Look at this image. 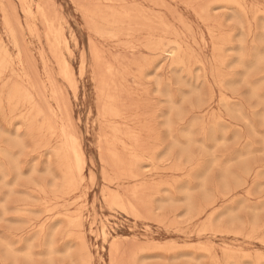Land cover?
Wrapping results in <instances>:
<instances>
[{
    "label": "rangeland",
    "instance_id": "374dc122",
    "mask_svg": "<svg viewBox=\"0 0 264 264\" xmlns=\"http://www.w3.org/2000/svg\"><path fill=\"white\" fill-rule=\"evenodd\" d=\"M24 1L23 3L21 0H0V10L3 9L0 11V39H2L0 41V95L3 94L0 96V109L3 108L0 110L2 114H0V164H2V167L0 166V177H2L0 178V264H110L111 261L112 264H230V262L231 264H255L257 261L256 264H264V242L262 243L264 241V143H262L264 137V117L262 118L264 116V15H262L264 13V0H236V2L235 0H231L232 2L221 0L223 3L226 1L224 4L220 0H184V2L183 0H161L160 2L157 0H149L150 2L148 0H120V2H118L119 0H91L93 2H90V0H87L88 2L86 0H44V3L43 0ZM227 1L230 5H227L229 4ZM111 2L113 5L110 4ZM124 2L126 3L124 4ZM42 3L46 4L42 6ZM150 3H153V6ZM46 5L47 7H45ZM136 5L139 6V9L136 8ZM2 6L4 7L2 8ZM35 6L39 10H35ZM125 7L130 11L125 10ZM26 8H29L31 12V19L25 15L24 10ZM43 8H46L45 11L49 13H46ZM86 8L92 14H89V11L85 10ZM132 10L133 13H135L134 11L138 12L137 14L140 13L139 16L135 14L136 16L133 17L131 15ZM86 11H88V14H86ZM98 11L101 13L99 14ZM94 12H97V15ZM158 13H160V16ZM205 13H207V16ZM82 14L88 20L87 23L81 16ZM39 15L42 16L41 20ZM116 15H119L117 19ZM43 16L45 17L43 18ZM107 16L110 18H107ZM6 17L11 21H7L9 19ZM51 17L53 19L57 17V19L51 21ZM133 18L136 19L130 21ZM89 19H92L96 25ZM100 19L101 21L104 19L103 22L107 25L99 21ZM123 20L124 22H122ZM180 20H183L184 23H181ZM161 21L162 25H160ZM113 22H116L115 25ZM119 22L120 25H118ZM18 24L20 25L18 26ZM86 24L91 26H86ZM122 24L123 28L121 27ZM26 25H29V30ZM32 25H35V27ZM55 25L56 30L53 27ZM127 26L131 27L128 28ZM90 27H93V29ZM125 27L129 31L124 30ZM9 28L10 30H8ZM131 28L135 31L138 28V33ZM120 29H123L126 33H122L123 31H120ZM34 30H38V32L35 33ZM90 30L91 32H89ZM208 30L210 34L207 33ZM104 31L108 34L111 33L112 36ZM250 32L251 34H249ZM113 33L118 34L114 35ZM228 33L232 34L229 35ZM105 34L112 38L110 39ZM119 34L120 38L118 37ZM121 36H125V38H121ZM130 36L131 38H129ZM45 37H47L46 41ZM54 37L55 39L60 37L61 40H54ZM23 40L26 44L23 43ZM48 40H52V43ZM20 42L23 47L19 45ZM91 42L93 43L91 44ZM240 44L242 45L240 46ZM24 45H26L30 54L26 51ZM53 45L54 47L57 45L56 50L53 49L54 47L52 48ZM156 47L157 49H155ZM215 47L217 51L219 50L218 52H215ZM1 48L4 50H1ZM96 51L97 54L103 55L104 53V56L100 54L97 56ZM92 52H95L94 56ZM175 53L180 54L176 55ZM187 55L192 57L189 58ZM56 56L57 61H59L58 64L57 61H54ZM175 57L177 62L176 59H173ZM80 58L85 59L84 72L81 71L82 61ZM95 58L97 59L96 64H94ZM2 59H5V61H2ZM180 59L184 63L180 62ZM61 60L63 63H61ZM97 61L101 63L100 67ZM173 62L177 65L175 66ZM108 63L113 67L115 66V69L110 67ZM217 63L221 65L219 66ZM182 64L184 65L182 66ZM63 65H65V69L61 67ZM242 67L245 70L247 69V72ZM252 68L254 71H252ZM68 70L72 72L71 77L73 76L74 81L71 78L65 81L63 74L64 71ZM104 70L107 72H103ZM14 71L16 72L15 76L12 75L15 74ZM100 71L105 75L103 76ZM111 72L116 73L118 77ZM215 72L216 75L218 73V76L215 75ZM96 73L100 76L98 77ZM107 73H110V75ZM101 75L104 81L100 79L101 82L98 79V82L96 79L100 78ZM112 78H114L113 82L117 84L112 83V85L117 87L109 85ZM52 79L55 80V83ZM91 79L93 82H91ZM105 81L108 83H105ZM100 82L107 84V88L110 86L109 91L111 93L113 90L114 93L118 94L119 85L125 91L120 90L118 95L112 93L115 95H113L114 98L111 93H109L110 96H107L106 93L109 88L104 91ZM199 82H202L203 85ZM259 83H262V86ZM55 85L56 91L52 87ZM217 85L221 86L218 87ZM42 86L45 88L42 89ZM74 86H77V89L73 88ZM50 87L53 89L50 90ZM69 87H72V89L70 90ZM101 88L103 90H100ZM219 89L220 91H218ZM57 90L60 91L59 94ZM54 92L57 95L55 94L52 97L51 94H54ZM218 92L220 95L222 94L221 98ZM103 93L106 94L105 97H102V95L104 96ZM73 95L75 96L73 97ZM259 95L263 99L259 98ZM116 96L120 101L116 100L115 104ZM108 97L110 98L108 99ZM54 99H57L59 104L57 100L55 104ZM99 99L100 101H98ZM29 100H31V103ZM28 102L32 105V109L29 107ZM103 102L111 105L106 107ZM112 102H114L113 105ZM234 102L236 105L233 104ZM100 103H103L101 104L102 108ZM57 105H59L58 108ZM115 105H118L119 108ZM175 105H178L177 108L179 109L175 108ZM22 106L24 108H21ZM65 106L68 109L66 114ZM59 107L61 110H59ZM120 108L125 111L120 110ZM9 109L10 111H8ZM34 109L35 111H33ZM104 109L110 111L106 110V112ZM100 110H103L102 113ZM44 113L48 114V117L51 114L49 121H53L52 123L56 121L54 129V125L48 122V117ZM236 113H239L238 115L243 118L238 117ZM29 114L33 120L28 116ZM168 114L170 118L166 117ZM110 115L113 116V119L110 118ZM211 115L214 118H211ZM116 116L121 118L116 119ZM2 117H4V120ZM51 117L56 120L51 119ZM128 118L131 120H128ZM5 120L6 122H4ZM68 121L69 125L67 124ZM33 122L35 126L32 125ZM44 122H46V125ZM215 123H217V126ZM65 124H67V127ZM210 124H214L215 128L211 127ZM28 125L29 127H27ZM116 126H119L118 129H114ZM124 126H126V132H130L127 136L124 134ZM121 127H123L124 133ZM62 128L64 132L61 134ZM69 128L72 129V132ZM114 130L118 135H113L112 131ZM102 131L105 133L102 134ZM115 131L114 133H116ZM211 131L213 133H210ZM105 134L108 136H104V139L103 135ZM131 134L133 137L129 139ZM184 134L186 136L182 137ZM202 134L204 135L202 136ZM64 137L66 141H64ZM69 140L70 142L73 140L74 144L76 141L78 160L82 156L79 154H83V159L77 161L73 153L65 152L64 145L66 144L65 148H67ZM114 141L116 147H114ZM38 142L42 144L40 145ZM131 142L133 143L131 144ZM246 142H249V145ZM99 143H102L101 149ZM104 143L109 148L106 149ZM120 145L122 148L128 147L126 150H120ZM80 146L81 148H79ZM202 147L205 149H202ZM57 148L62 150L60 151ZM55 149L56 151H54ZM79 149L81 152H79ZM63 150L65 154L68 153L66 154L67 157L64 156ZM11 151L12 153H10ZM56 152L60 155L58 156ZM250 152L251 154H249ZM134 154L138 157L136 159L139 160L136 161L133 157ZM244 154L247 155L244 156ZM55 156L57 157L55 158ZM61 156H64V158ZM59 157L64 162H61L62 160ZM239 157L240 159H238ZM67 161L68 163L72 161L73 163L71 162L70 165L73 167L76 165V168L67 164ZM134 161L142 163L136 164L133 163ZM247 161L248 165L245 166ZM80 163L83 167L85 166L82 177L74 170L77 169V165ZM226 164L229 166V170L225 168ZM8 165L10 166L8 167ZM63 165L67 167L64 168ZM221 166L223 169H221ZM3 168H7V170ZM245 170L248 172L247 175L242 173H245ZM5 173L7 174L5 175ZM62 174H66L67 178ZM104 174L106 178H103ZM235 174L237 176L236 180V176L233 177ZM70 175L71 177H69ZM81 178L83 179L81 180ZM68 179L71 181H68ZM238 179H241L242 183ZM189 189L190 191H188ZM71 191H74L73 194ZM106 191H110V193H106ZM135 195L138 196L135 198ZM127 196L134 198L131 199H133L135 206ZM113 198H118L120 201L114 202ZM74 202L78 203L75 204ZM109 203L110 205H108ZM66 204H68V207ZM228 208L230 209L228 210ZM232 209L235 210V213ZM129 210L131 211L129 212ZM49 213L50 215H48ZM79 214L82 215L80 218H78ZM141 217L144 219L140 220ZM148 219L153 222H149ZM102 223L107 230L106 238L101 235ZM73 226L82 227V229L78 228L76 230L77 227L74 228ZM72 227L75 230H72ZM210 231L213 232L210 233ZM239 232L240 234H238ZM75 233L78 237L81 233L83 235L81 238L84 239L81 240L80 237L74 239ZM232 233L235 235H232ZM247 235L251 237L247 238ZM78 239L81 241L79 242ZM115 240L118 241L116 245L114 244L116 243ZM152 242L155 244L153 245ZM147 244L151 245L147 246ZM164 244H169L171 248L167 245L166 248ZM114 245H118L117 249L114 248ZM157 245L160 250L158 247L154 248ZM190 245L195 248L193 246L192 248L189 247ZM120 246L121 248L118 249ZM184 246L188 247L184 248ZM84 247L88 248L90 252ZM163 247L165 250H170V252L164 251ZM225 247L230 250H226ZM51 248H54L55 252H53V249L51 251ZM45 250L47 253H45ZM112 250L115 251V254ZM109 252L111 253L109 254ZM204 253L206 255L208 253V257ZM246 253L248 256H246ZM111 254L117 256H114V258ZM190 254H193L194 257ZM233 254L236 256H233ZM255 256L259 258H255ZM110 258H112L111 261Z\"/></svg>",
    "mask_w": 264,
    "mask_h": 264
},
{
    "label": "bare ground",
    "instance_id": "6f19581e",
    "mask_svg": "<svg viewBox=\"0 0 264 264\" xmlns=\"http://www.w3.org/2000/svg\"><path fill=\"white\" fill-rule=\"evenodd\" d=\"M6 1H7V0H6ZM17 1H18V0H17ZM19 1H20V0H19ZM21 1H22L23 3L25 2L24 0H21ZM26 1H27V0H26ZM82 1H83V0H82ZM82 1H81V2H82ZM86 1H87V0H86ZM88 1H89V0H88ZM88 1H87V2H88ZM107 1H108V0H107ZM116 1H117V0H116ZM148 1H149V0H148ZM157 1L160 2L161 0H157ZM217 1H218V0H217ZM217 1H216V2H217ZM220 1H221V0H220ZM220 1H219V2H220ZM233 1H234V0H233ZM237 1H238V0H237ZM240 1H241V0H240ZM22 2H21V3H22ZM90 2H93V1L90 0ZM114 2H115V1H114ZM118 2H120V0H119ZM121 2H122V1H121ZM149 2H150V1H149ZM151 2H152V1H151ZM163 2H164V1H163ZM163 2H162V3H163ZM183 2H184V0H183ZM221 2H222V1H221ZM225 2H226V1H224V3H225ZM227 2H228V1H227ZM229 2H232V1L230 0ZM229 2H228V3H229ZM235 2H236V0H235ZM21 3H20V4H21ZM43 3H44V0H43ZM43 3H42V6L46 4V3H45V4H43ZM94 3H95V2H94ZM98 3H99V2H98ZM98 3H97V5H98ZM108 3H109V2H108ZM125 3H126V2H124V4H125ZM166 3H167V2H166ZM185 3H186V2H185ZM224 3L222 2V4H224ZM33 4H34V3H33ZM39 4H41V3H39ZM48 4H49V3H48ZM110 4H112V2H111ZM114 4H115V3H114ZM124 4H123V5H124ZM134 4H136V3H134ZM152 4H153V3H150V5H152ZM163 4H164V3H163ZM186 4H187V3H186ZM188 4H189V3H188ZM198 4H199V3H198ZM226 4H227V3H226ZM1 5H2V4H1ZM24 5H25V4H24ZM112 5H113V4H112ZM117 5L119 6V4H117ZM129 5H130V4H129ZM227 5H230V3L227 4ZM236 5H237V3H236ZM238 5H239V3H238ZM240 5H241V4H240ZM21 6H23V5L21 4ZM79 6H81V5H79ZM102 6H104V5H102ZM106 6H107V5H106ZM124 6H127V5H124ZM152 6H153V5H152ZM192 6H193V5H192ZM223 6H224V5H223ZM262 6H263V4H262ZM3 7H4V6H2V8H3ZM45 7H47V5H46ZM77 7H78V6H77ZM82 7L84 8V6H82ZM82 7H81V8H82ZM129 7H130V6H129ZM169 7H170V5H169ZM233 7H234V6H233ZM41 8H42V7H41ZM41 8H40V9H41ZM104 8H105V7H103V9H104ZM106 8H107V7H106ZM113 8H114V7H113ZM136 8L139 9V6L136 5ZM158 8H159V7H158ZM239 8H240V6H239ZM43 9H44V8H43ZM45 9H46V8H45ZM45 9H44V11H45ZM94 9H95V8H94ZM94 9H93V11L97 10V9H95V10H94ZM98 9H99V8H98ZM107 9H108V8H107ZM142 9H143V8H142ZM190 9H192V8H190ZM194 9H196V8L194 7ZM224 9H225V8H224ZM1 10H3V9H1ZM1 10H0V11H1ZM35 10H39V9H38V8L36 9V6H35ZM41 10H42V9H41ZM41 10H40V11H41ZM79 10H80V9H79ZM85 10H88V9L86 8ZM100 10H101V9H100ZM104 10H105V9H104ZM115 10H116V8H115ZM121 10H122V9H121ZM123 10H124V9H123ZM123 10H122V11H123ZM125 10L130 11V10L126 9V7H125ZM125 10H124V11H125ZM134 10H135V9H134ZM143 10H144V9H143ZM176 10H177V9H176ZM61 11H62V10H61ZM80 11H81V10H80ZM88 11H89V10H88ZM88 11H86V12H87L86 14H88ZM102 11H103V10H102ZM105 11H106V10H105ZM107 11H108V10H107ZM122 11H121V12H122ZM137 11H138V10H137ZM140 11H141V10H140ZM197 11H198V10H197ZM2 12H3V11H2ZM24 12H25V15H26L28 18H29V17H30V19L32 18V17H31L32 15H31V12H30L29 8H26V9L24 10ZM45 12H46V11H45ZM90 12H91V11H89V14H92V13H90ZM98 12H99V14L101 13L100 11H98ZM112 12H113V11H112ZM134 12H135V13H133V10H132V14H131V12H130V14H131L133 17H135V16H136L135 14L138 13V12L136 13V11H134ZM141 12H142V11H141ZM144 12H145V11H144ZM153 12H154V11H153ZM194 12H195V10H194ZM194 12H193V13H194ZM255 12H256V10H255ZM260 12H261V11H260ZM21 13H22V11H21ZM36 13H38V12H36ZM36 13H35V14H36ZM41 13H42V12H41ZM46 13H49V12H46ZM56 13H57V12H56ZM102 13H103V12H102ZM110 13H111V12H110ZM146 13H147V12H146ZM151 13H152V11H151ZM154 13H155V12H154ZM176 13H177V12H176ZM203 13H204V12H203ZM203 13H202V14H203ZM5 14H6V13H5ZM94 14L97 15V12H94ZM99 14H98V15H99ZM103 14H104V13H103ZM103 14H102V16H104ZM118 14H119V13H118ZM127 14H129V12H127ZM133 14H134V15H133ZM139 14H140V13H139ZM139 14H137V15L139 16ZM159 14H160V13H158V15H159ZM206 14H207V13H205V15H206ZM245 14H246V13H245ZM257 14H258V13H257ZM259 14H261V13H259ZM41 15H42V14H41ZM41 15H39V17H41L40 20L42 19V16H41ZM110 15H111V14H110ZM120 15H122V14L120 13ZM143 15H144V14H143ZM156 15H157V14H156ZM156 15H155V16H156ZM158 15H157V17H158ZM171 15H172V14H171ZM198 15H199V13H198ZM262 15H264V13H263ZM57 16H58V15H57ZM81 16H83V14H82ZM108 16H109V15H108ZM108 16H107V18H110V17H108ZM112 16H114V15H112ZM112 16H111V17H112ZM118 16H119V15H118ZM118 16H117V15L115 16L116 19H117ZM129 16H130V15H129ZM132 16H131V17H132ZM138 16H137V17H138ZM145 16H146V15H145ZM159 16H160V15H159ZM199 16H200V15H199ZM201 16H202V15H201ZM206 16H207V15H206ZM253 16H254V15H253ZM2 17H3V16H2ZM27 17H26V18H27ZM44 17H45V16H43V18H44ZM48 17H50V16H48ZM54 17H55V16H54ZM84 17H85V16H83V19H85V20H86L85 22L87 23L88 20H87L86 18H84ZM86 17H87V16H86ZM99 17H100V16H99ZM105 17H106V14H105ZM105 17H104V18H105ZM137 17H136V18H137ZM148 17H149V16H148ZM246 17H247V15H246ZM255 17H256V15H255ZM6 18H7V17H6ZM51 18H52V17H51ZM126 18H127V17H126ZM136 18H133V19H131V20L129 19V20L132 21V20H134V19H136ZM138 18H139V17H138ZM146 18H147V17H146ZM146 18H145V19H146ZM149 18H150V17H149ZM161 18H162V17H161ZM172 18H173V17H172ZM179 18H180V17H179ZM7 19H9V18H7ZM56 19H57V17L54 18V19L52 18L51 21L56 20ZM123 19H124V18H123ZM140 19H142V18H140ZM140 19H139V20H140ZM177 19H178V18H177ZM201 19H202V17H201ZM204 19H205V18H204ZM206 19L208 20V18H206ZM14 20H15V19H14ZM47 20H48V18H47ZM49 20H50V19H49ZM58 20H59V19H58ZM64 20H66V19H64ZM89 20L92 21V19H89ZM4 21H5V20H4ZM7 21H11V20L9 19V20H7ZM25 21H26V20H25ZM51 21H50V22H51ZM90 21H89V22H90ZM99 21H101V19H100ZM103 21H104V19H103ZM103 21H101V22H103ZM117 21H119V20H117ZM125 21H127V20H125ZM144 21H145V20H144ZM180 21H181V20H180ZM185 21H186V20H185ZM209 21H210V19H209ZM47 22H48V21H47ZM92 22H93V21H92ZM107 22H108V21H107ZM122 22H124V20H123ZM133 22H134V21H133ZM182 22H183V20L181 21V23H182ZM201 22H202V21H201ZM205 22H206V21H204V23H205ZM252 22H253V19H252ZM20 23H21V22H20ZM43 23H44V20H43ZM48 23H49V22H48ZM83 23H84V21H83ZM93 23H94V22H93ZM103 23H105V22H103ZM109 23H110V22H109ZM111 23H112V21H111ZM113 23H114V22H113ZM115 23H116V22H115ZM115 23H114V25H115ZM183 23H184V22H183ZM206 23L208 24V22H206ZM249 23H250V22H249ZM3 24H4V22H3ZM44 24H45V23H44ZM53 24H54V23H53ZM64 24H65V21H64ZM94 24H95V23H94ZM105 24L107 25V23H105ZM117 24H118V23H117ZM117 24H116V25H117ZM4 25H5V24H4ZM8 25H9V24H8ZM10 25H11V23H10ZM19 25H20V24H18V26H19ZM40 25H41V24H40ZM87 25H88V24H86V26H87ZM95 25H96V24H95ZM99 25H100V24H99ZM108 25H109V24H108ZM110 25H111V24H110ZM118 25H120V22H119ZM160 25H162V21H161V24H160ZM160 25H159V26H160ZM26 26H27V25H26ZM32 26L35 27V25H32ZM47 26H48V24H47ZM88 26H91V25H88ZM122 26H123V24L121 25V27H122ZM159 26H158V27H159ZM10 27H12V26H10ZM21 27H22V26H21ZM53 27H55V30H56V25L53 26ZM101 27H102V26H101ZM112 27H113V26H112ZM112 27H111V28H112ZM121 27H120V28H121ZM123 27H124V26H123ZM123 27H122V28H123ZM127 27H128V26H127ZM130 27H131V26H130ZM130 27H128V28H130ZM164 27H165V26H164ZM188 27H190V26H188ZM248 27H249V25H248ZM27 28H28V30H29V25L27 26ZM43 28H44V25H43ZM87 28H88V27H87ZM90 28H91V27H90ZM94 28H95V26H94ZM96 28H98V27H96ZM102 28H104V27H102ZM106 28H107V27H106ZM161 28H163V27H161ZM165 28H166V27H165ZM173 28H174V27H173ZM249 28H250V27H249ZM12 29H13V27H12ZM35 29H36V28H35ZM50 29H51V28H50ZM50 29H49V31H50ZM58 29H60V28H58ZM58 29H57V30H58ZM91 29H93V27H92ZM98 29H99V28H98ZM98 29H97V30H98ZM107 29H108V28H107ZM109 29H110V27H109ZM113 29H114V28H113ZM125 29L129 31V29H127L126 27L124 28V30H125ZM131 29H133V28H131ZM135 29H136V28H135ZM158 29H159V28H158ZM186 29H187V28H186ZM8 30H10V28H9ZM21 30H22V29H21ZM28 30H27V31H28ZM46 30H47V29H46ZM61 30H62V28H61ZM117 30H118V29H117ZM124 30H123V29H122V30L120 29V31H123L122 33H126V32H124ZM136 30L138 31V28H137ZM154 30H155V29H154ZM174 30H175V29H174ZM241 30H242V29H241ZM251 30H252V29H251ZM251 30H249V31H251ZM44 31H45V29H44ZM49 31H48V32H49ZM51 31H53V30L51 29ZM51 31H50V32H51ZM63 31H64V30H63ZM93 31H94V30H93ZM93 31H92V32H93ZM100 31H101V30H100ZM100 31H98V32L100 33ZM118 31H119V30H118ZM133 31H134V32H137V31H135L134 29H133ZM133 31H132V32H133ZM160 31H162V30H160ZM163 31H164V30H163ZM34 32L37 33L38 30H36V31L34 30ZM53 32H54V31H53ZM57 32H58V31H57ZM89 32H91V30H90ZM104 32H106V31H104ZM134 32H133V33H134ZM140 32H142V31L140 30ZM150 32H151V31H150ZM157 32H159V31H157ZM169 32L171 33V31H169ZM173 32H174V31H173ZM175 32L177 33L176 30H175ZM175 32H174V33H175ZM254 32H255V30H254ZM10 33H11V31H10ZM62 33H63V32H62ZM106 33H107V32H106ZM118 33H119V32H118ZM118 33H113V34L115 35V34H118ZM129 33H130V32H129ZM137 33H138V32H137ZM154 33H155V31H154ZM159 33H160V32H159ZM176 33H175V34H176ZM187 33H188V32H187ZM207 33H209V30L207 31ZM11 34H12V33H11ZM50 34H53V33H50ZM57 34H58V33H57ZM103 34H104V33H103ZM107 34H108V33H107ZM107 34H105V35H107ZM110 34H111V33H110ZM110 34H108V35H110ZM162 34H163V32H162ZM175 34H174V35H175ZM209 34H210V33H209ZM211 34H213V33H211ZM228 34H229V33H228ZM230 34H232V33H230ZM230 34H229V35H230ZM249 34H251V32H250ZM12 35H13V34H12ZM58 35H60V34H58ZM62 35H63V34H62ZM108 35H107V36H108ZM114 35H113V36H114ZM156 35H157V34H156ZM164 35H165V34H164ZM176 35H177V34H176ZM214 35H215V34H214ZM36 36H38V35H36ZM48 36H49V35H48ZM53 36H56V35H53ZM53 36H52V38H53ZM110 36H112V35H110ZM165 36H166V35H165ZM14 37H15V34H14ZM50 37H51V35H50ZM63 37H64V36H63ZM99 37H100V36H99ZM108 37H109V36H108ZM116 37H117V36H116ZM118 37L120 38V34H119ZM122 37L125 38V36H121V38H122ZM149 37H150V36H149ZM219 37H222V36H219ZM12 38H13V37H12ZM109 38L111 39L112 37H109ZM129 38H131V36H130ZM150 38H153V37H150ZM178 38H179V36H178ZM227 38H228V37H227ZM23 39H24V38H23ZM46 39H47V37H45V41H46ZM50 39H51V38H50ZM56 39H58V38H56ZM56 39H55V37H54V40H56ZM59 39H60V37H59ZM59 39H58V40H59ZM64 39H65V37H64ZM101 39H102V38H101ZM115 39H117V38H115ZM192 39H193V38H192ZM242 39H243V37H242ZM1 40H2V39H0V41H1ZM13 40L16 41V39H14V38H13ZM60 40H61V39H60ZM113 40H114V39H113ZM160 40H161V39H160ZM193 40L196 41L195 39H193ZM200 40H201V39H200ZM202 40H203V39H202ZM218 40H219V39H218ZM252 40H253V39H252ZM252 40H251V41H252ZM48 41H50V40H48ZM66 41H67V40H66ZM161 41H162V40H161ZM161 41H160V42H161ZM216 41H217V40H216ZM24 42H25V41L23 40V43H24ZM50 42L52 43V40H51ZM55 42H56V41H55ZM217 42H218V41H217ZM222 42H223V41H222ZM238 42H239V41H238ZM16 43H17V42H16ZM45 43H46V42H45ZM57 43H58V42H57ZM92 43H93V42H91V44H92ZM162 43H163V42H162ZM162 43H161V44H162ZM202 43H203V42H202ZM223 43H225V42H223ZM230 43H231V42H230ZM0 44H1V42H0ZM24 44H26V43H24ZM63 44H64V43H63ZM74 44H75V42H74ZM76 44H77V43H76ZM153 44H154V41H153ZM177 44H178V43H177ZM211 44H212V43H211ZM231 44H232V43H231ZM253 44H255V43L253 42ZM19 45H21V42H20ZM65 45H66V43H65ZM67 45H68V44H67ZM116 45H117V44H116ZM123 45H124V43H123ZM123 45H122V46H123ZM156 45H157V44H156ZM167 45H168V44H167ZM171 45L173 46V43H172ZM178 45H179V44H178ZM221 45H224V44H221ZM241 45H242V44H240V46H241ZM251 45H252V44H251ZM3 46H4V45H3ZM3 46H2V47H3ZM21 46H22V45H21ZM24 46H25V48H26V45H24ZM56 46H57V45H56ZM56 46H55V47H56ZM58 46H59V44H58ZM124 46H126V45H124ZM154 46H155V45H154ZM169 46H170V45H169ZM174 46L177 47L175 44H174ZM184 46L186 47V45H184ZM14 47H15V46H14ZM22 47H23V46H22ZM53 47H54V45L52 46V48H53ZM55 47H54L53 49H55ZM75 47H76V46H75ZM82 47H83V46H82ZM94 47H96V46H94ZM94 47H93V48H94ZM152 47H153V46H152ZM157 47H158V46H157ZM157 47H156L155 49H157ZM161 47H162V46H161ZM211 47H213V46L211 45ZM216 47L218 48V46H216ZM216 47L214 48V49H215V52H218L219 50L217 51V50H216ZM221 47H222V46H221ZM3 48H4V47H3ZM66 48H67V47H66ZM66 48H65V51H66ZM124 48H125V47H124ZM126 48H128V46H126ZM164 48H165V47H164ZM168 48H169V47H168ZM181 48H182V47H181ZM27 49H28V48H26V51H28ZM49 49H50V48H49ZM152 49H153V48H152ZM178 49H179V48H178ZM187 49H188V48H187ZM218 49H219V48H218ZM1 50H4V49L1 48ZM6 50H7V49H6ZM16 50H17V49H16ZM55 50H56V49H55ZM59 50H60V49H59ZM96 50H97V48H96ZM158 50H159V49H158ZM164 50H165V49H164ZM174 50H175V49H174ZM188 50H189V49H188ZM212 50H213V48H212ZM258 50H259V49H258ZM24 51H25V50H24ZM92 51H93V50H92ZM97 51H98V50H97ZM97 51H96V54H97ZM132 51H133V50H132ZM155 51H156V50H155ZM155 51H154V52H155ZM172 51H173V50H172ZM181 51H182V50H181ZM181 51H180V52H181ZM189 51H190V50H189ZM192 51H193V50H192ZM213 51H214V50H213ZM28 52H29V51H28ZM38 52H39V51H38ZM51 52H52V51H51ZM53 52H55V51L53 50ZM53 52H52V54H53ZM66 52H67V51H66ZM156 52H157V51H156ZM169 52H171V50H169ZM175 52H176V50H175ZM220 52L222 53V51H220ZM220 52H219V53H220ZM18 53H19V52H18ZM90 53H91V52H90ZM94 53H95V52H92V55H93ZM162 53H164V51H162ZM183 53H184V52H183ZM183 53H182V55H183ZM29 54H30V52H29ZM39 54H40V53H39ZM41 54H42V52H41ZM54 54H55V53H54ZM69 54H71V53H69ZM99 54H100V53H98L97 56H99ZM169 54H170V53H169ZM169 54H167V55H169ZM175 54H176V53H175ZM177 54H178V53H177ZM177 54H176V55H177ZM179 54H180V53H179ZM179 54H178V55H179ZM248 54H249V53H248ZM1 55H2V53H1ZM8 55H9V54H8ZM31 55H32V54H31ZM83 55H84V54H83ZM83 55H82V57H83ZM100 55H102V54H100ZM176 55H175V56H176ZM93 56H94V55H93ZM93 56H92V57H93ZM97 56H96V58H97ZM102 56H104V53H103ZM187 56H188L189 58L192 57V56H189V55H187ZM193 56H194V55H193ZM248 56H249V55H248ZM8 57H9V56H8ZM40 57H41V56H40ZM58 57H60V56H58ZM61 57H62V56H61ZM70 57H71V56H70ZM82 57H81V58H82ZM155 57H156V56H155ZM212 57H213V56H212ZM5 58H6V57H5ZM19 58H20V57H19ZM24 58H25V57H24ZM51 58L53 59V57H51ZM54 58H55V57H54ZM81 58H80V59H81ZM93 58H94V57H93ZM96 58L94 59V60H95V61H94V64H96V63H95L96 60H97ZM100 58H101V57H100ZM100 58H99V59H100ZM198 58H200V57H198ZM216 58H218V57H216ZM225 58H226V57H225ZM241 58H243V57L241 56ZM247 58H248V57H247ZM55 59H56V60H54V59H53V60L56 62V61L58 60V59H57V56H56ZM63 59H64V58H62V60H63ZM168 59H169V58H168ZM173 59L175 60L176 57L173 58ZM177 59H178V56H177ZM177 59H176V62H177ZM183 59H184V57H183ZM3 60L5 61V59H2V61H3ZM27 60H28V59H27ZM62 60H61V61H62ZM101 60L103 61V59H101ZM174 60H173V61H174ZM180 60H181L180 62L184 63L182 59H180ZM226 60H227V59H226ZM10 61H11V60H10ZM46 61H47V60H46ZM61 61H60V62H61ZM63 61H65V60H63ZM63 61H62L61 63H63ZM81 61H82V62H81V65H82V66H80V67H82L81 71H83L84 68H85V59L83 58V59H81ZM92 61H93V60H92ZM117 61H118V60H117ZM217 61H218V59H217ZM260 61H261V60H260ZM58 62H59V61H57V64H58ZM97 62L99 63V67H100L101 63H100L99 61H97ZM180 62H178V63L181 64ZM189 62H190V61H189ZM208 62H209V61H208ZM215 62H216V61H215ZM220 62H221V61H220ZM249 62H250V61H249ZM262 62H263V60H262ZM0 63H1V62H0ZM8 63H9V60H8ZM25 63H26V62H25ZM61 63H60V64H61ZM64 63H65V62H64ZM66 63H67V62H66ZM98 63H97V64H98ZM116 63H117V62H116ZM173 63H174V62H173ZM199 63H200V62H199ZM250 63H251V62H250ZM3 64H4V63H3ZM47 64H48V62H47ZM57 64H56V65H57ZM60 64H59V66H60ZM104 64H105V63H104ZM108 64H109V63H108ZM217 64H218V63H217ZM222 64H223V63H222ZM7 65H8V64H7ZM9 65H10V64H9ZM12 65H13V63H12ZM20 65H21V64H20ZM61 65H62V64H61ZM106 65H107V64H106ZM172 65H173V64H172ZM174 65H175V63H174ZM176 65H177V64H176ZM176 65H175V66H176ZM183 65H184V64H182V66H183ZM218 65L220 66L221 64H218ZM249 65H250V64H249ZM2 66H3V65H2ZM21 66H22V65H21ZM44 66H45V65H44ZM64 66H65V65H63V66H61V67H63V68L65 69ZM67 66H68V65H67ZM94 66H96V65H94ZM109 66H110V67H113V66H111V64H109ZM188 66H189V64H188ZM201 66H202V63H201ZM210 66H211V65H210ZM241 66H242V65H241ZM90 67H91V66H90ZM96 67H97V66H96ZM99 67H97V68H99ZM192 67H193V66H192ZM4 68H6V67H4ZM8 68H9V66H8ZM56 68H57V67H56ZM78 68H79V66H78ZM101 68H102V67H101ZM113 68L115 69V66H114ZM116 68H117V67H116ZM193 68H194V67H193ZM214 68H215V67H214ZM242 68H243V67H242ZM246 68H248V67H246ZM57 69H58V68H57ZM60 69H62V68H60ZM60 69H59V70H60ZM68 69H69V66H68ZM102 69H104V68H102ZM107 69H108V68H107ZM107 69H106V70H107ZM110 69H111V68H110ZM79 70H80V69H79ZM91 70H92V69H91ZM96 70H97V69H96ZM100 70H101V69H100ZM106 70H104L103 72H105ZM108 70H109V69H108ZM157 70H158V69H157ZM209 70H210V69H209ZM217 70H219V69H217ZM243 70H245V69L243 68ZM246 70H247V69H246ZM246 70H245V71H246ZM68 71H69V70H68ZM68 71H64V74H63V76H64V78H65V81H66V79L69 80V78L73 79V78H72L73 76L71 77V75H73L72 72H71V71L68 72ZM81 71H80V72H81ZM111 71H114V70H111ZM117 71H118V69H117ZM155 71H156V70H155ZM187 71H188V69H187ZM215 71H216V70H215ZM252 71H254L253 68H252ZM1 72H2V71H1ZM14 72H15V71H14ZM14 72H13V73H14ZM23 72H24V70H23ZM48 72H49V71H48ZM61 72H62V71H61ZM83 72H84V71H83ZM83 72H82V74H83ZM100 72L102 73V71H100ZM106 72H107V71H106ZM109 72H110V71H109ZM203 72H204V71H203ZM209 72H210V71H209ZM216 72H217V71H216ZM216 72H215V75H216ZM222 72H223V71H222ZM246 72H247V71H246ZM249 72H250V71H249ZM2 73H3V72H2ZM8 73H9V72H8ZM19 73H20V72H19ZM24 73H25V72H24ZM58 73H59V72H58ZM62 73H63V72H62ZM98 73H99V72H98ZM101 73H100V74H101ZM111 73L114 74V72H111ZM190 73H191V71H190ZM211 73H212V71H211ZM9 74H10V73H9ZM52 74H53V73H52ZM96 74H97V73H96ZM102 74H103V76L105 75V73H102ZM107 74L110 75V73H107ZM107 74H106V75H107ZM205 74H206V73H205ZM226 74H227V73H226ZM226 74H224V75H226ZM244 74H245V72H244ZM247 74H248V73H247ZM3 75H4V74H3ZM12 75L15 76V75H16V72H15V74H12ZM25 75H26V74H25ZM37 75H38V74H37ZM48 75H49V74H48ZM48 75H47V76H48ZM203 75H204V73H203ZM221 75H222V74H221ZM245 75H246V74H245ZM31 76H32V75H31ZM33 76H34V75H33ZM47 76H46V77H47ZM56 76H57V75H56ZM97 76L99 77L100 75L97 74ZM97 76H96V77H97ZM103 76L101 75V77H100V78H97L96 80L98 81V79H99V81H101L100 79H103L102 81H104V78H102ZM114 76H116V73L114 74ZM210 76H211V75H210ZM216 76H218V73H217ZM1 77H2V76H1ZM16 77H17V76H16ZM26 77H27V76H26ZM38 77H39V75H38ZM108 77H109V76H108ZM112 77H113V76H112ZM116 77H118V76H116ZM204 77H205V75H204ZM204 77H203V78H204ZM49 78H50V77H49ZM81 78H82V77H81ZM114 78H115V77H114ZM114 78L111 79L112 82L110 81V82H111V83H109L110 86H115V85H112V83H114V82H113V79H114ZM119 78H120V76H119ZM210 78H211V77H210ZM225 78H226V77H225ZM225 78H224V79H225ZM1 79H2V78H1ZM14 79H15V78H14ZM14 79H13V80H14ZM21 79H22V78H21ZM71 79H70V81H71ZM78 79H79V78H78ZM105 79H106V78H105ZM109 79H110V78H109ZM109 79H108V81H109ZM115 79H116V78H115ZM222 79H223V78H222ZM52 80H54V79H52ZM121 80H122V79H121ZM196 80H197V79H196ZM205 80H206V79H205ZM26 81H27V80H26ZM62 81H63V80H62ZM73 81H74V79H73ZM73 81H71V82H73ZM97 81H96V82H97ZM99 81H98V82H99ZM102 81H101V82H102ZM115 81H116V80H115ZM27 82H28V81H27ZM29 82H30V81H29ZM41 82H42V81H41ZM47 82H48V81H47ZM71 82H70V83H71ZM91 82H93L92 79H91ZM101 82H100V83H101ZM123 82H124V81H123ZM125 82H126V81H125ZM209 82H210V81H209ZM20 83H21V82H20ZM54 83H55V80H54ZM65 83H66V82H65ZM100 83H97V84H100ZM103 83H104V82H103ZM105 83H108V82L105 81ZM105 83H104V84L101 83L102 86H103L104 91H106V89H108V88L110 87V86H109V87L107 88V87H106L107 84H105ZM199 83H201V85H203L202 82H199ZM214 83H215V82H214ZM245 83H246V82H245ZM48 84H49V82H48ZM51 84H52V81H51ZM68 84H69V83H68ZM101 84H100V85H101ZM114 84H116V83H114ZM249 84H250V83H249ZM249 84H248V85H249ZM259 84H260V86H262V83H259ZM259 84H258V86H259ZM263 84H264V83H263ZM25 85H26V84H25ZM27 85H28V84H27ZM49 85H50V84H49ZM52 85H53V84H52ZM74 85H75V84H74ZM100 85H99V86H100ZM116 85H117V84H116ZM199 85H200V84H199ZM255 85H256V84H255ZM23 86H24V85H23ZM30 86H31V85H30ZM44 86H45V85H44ZM50 86H51V85H50ZM102 86H101V87H102ZM104 86H105V87H104ZM121 86H122V85H121ZM217 86H218V85H217ZM219 86H221V85H219ZM219 86H218V87H219ZM260 86H259V87H260ZM0 87H1V86H0ZM24 87H25V86H24ZM27 87H28V86H27ZM52 87L54 88V91H56V90H55L56 85H55V86H52ZM76 87H77V86H76ZM76 87L74 86L73 88L77 89ZM115 87H117V86H115ZM214 87H215V86H214ZM248 87H250V86H248ZM253 87H255V86L253 85ZM253 87H252V88H253ZM33 88H34V87H33ZM43 88H45V87L42 86V89H43ZM53 88L50 87V90H52ZM69 88H70V90L72 89V87H69ZM110 88H111V87H110ZM110 88L107 90V91H108V92L106 93L107 96L109 95V93H111V92L109 91ZM119 88H120V89H119ZM122 88H123V87H122ZM4 89H5V88H4ZM4 89H3V90H4ZM12 89H14V88H12ZM26 89H28V88H26ZM30 89H31V88H30ZM75 89H73V90L75 91ZM103 89L101 88L100 90H103ZM118 89H119V90H118ZM118 89H117L118 94H119L120 90H122V91L124 90V89H121L120 85L118 86ZM253 89H254V88H253ZM0 90H1V89H0ZM8 90H9V89H8ZM31 90H32V89H31ZM34 90H36V89H34ZM37 90H38V89H37ZM44 90H45V89H44ZM59 90H61V89H59ZM98 90H99V89H98ZM98 90H97V91H98ZM114 90H115V88H114ZM18 91H19V90H18ZM28 91H29V90H28ZM74 91H71V92H74ZM104 91H103V92H104ZM115 91H116V90H115ZM124 91H125V90H124ZM218 91H220V89H219ZM253 91H254V90H253ZM257 91H259V90L257 89ZM2 92H3V91H2ZM19 92H20V91H19ZM29 92H30V91H29ZM44 92H45V91H44ZM59 92H60V91H59ZM59 92H58V90H57V93H58V94H59ZM94 92H95V91H94ZM99 92H100V91H99ZM224 92H226V91H224ZM22 93H23V92H22ZM61 93H62V92H61ZM61 93H60V94H61ZM100 93H101V92H100ZM100 93H98L99 96H101ZM104 93H105V92H104ZM104 93H103V94H104ZM112 93H114L113 90H112ZM112 93H111V94H112ZM195 93H196V92H195ZM208 93H209V92H208ZM211 93H212V92H211ZM35 94H36V93H35ZM55 94H56V92H54V94H51L52 97H53V95H55ZM101 94H102V93H101ZM106 94H104V96L102 95V97H105ZM114 94H115V95H118V94H116V93H114ZM114 94L111 95L113 98H114V96H115ZM196 94H197V93H196ZM218 94H219V92H218ZM250 94H251V92H250ZM2 95H3V94H2ZM2 95H0V96H2ZM6 95L8 96V94H6ZM10 95H12V94H10ZM23 95H24V94H23ZM31 95H32V94H31ZM56 95H57V94H56ZM62 95H63V93H62ZM113 95H114V96H113ZM204 95H205V94H204ZM221 95H222V94H221ZM221 95L219 94V97H220ZM255 95H256V93H255ZM263 95H264V94H263ZM19 96H20V95H19ZM32 96H33V95H32ZM74 96H75V95H73V97H74ZM109 96H110V95H109ZM210 96H211V95H210ZM210 96H209V97H210ZM213 96H214V95H213ZM223 96H224V95H223ZM225 96H226V95H225ZM259 96H260V95H259ZM17 97H18V96H17ZM26 97H27V96H26ZM54 97H55V96H54ZM102 97H100V98H102ZM112 97H111V98H112ZM117 97H118V96H116V98H117ZM226 97H227V96H226ZM251 97L253 98V96H251ZM254 97H255V96H254ZM7 98H8V97H7ZM41 98H42V97H41ZM109 98H110V97H108V99H109ZM113 98H112V99H113ZM166 98L168 99V97H166ZM220 98H221V97H220ZM255 98H256V97H255ZM259 98L263 99L262 96H260ZM259 98H258V100L261 101V99H259ZM1 99H2V98H1ZM9 99H10V98H9ZM13 99H14V98H13ZM62 99H63V98H62ZM104 99H105V98H104ZM229 99H230V98H229ZM14 100H15V99H14ZM34 100H35V99H34ZM34 100H33V101H34ZM54 100H55V99H54ZM56 100H57V99H56ZM56 100H55V101H56ZM75 100H76V99H75ZM105 100H106V99H105ZM110 100H111V99H110ZM113 100H114V99H113ZM113 100H112V101H113ZM116 100H118V98L114 100V101H115V104H116ZM197 100H198V99H197ZM230 100H231V99H230ZM6 101H7V99H6ZM9 101H10V100H9ZM16 101H17V100H16ZM26 101H27V100H26ZM29 101H30V103H31V100H29ZM42 101H43V99H42ZM55 101H54V103L56 104L58 100H57L56 102H55ZM98 101H100V99H99ZM98 101H97V102H98ZM101 101H102V100H101ZM107 101H108V100H107ZM118 101H120V99H119ZM170 101H171V99H170ZM225 101H226V100H225ZM232 101H233V100H232ZM232 101H231V102H232ZM0 102H1V101H0ZM12 102H13V101H12ZM12 102H10V103H12ZM23 102H24V99H23ZM63 102H64V101H63ZM109 102H110V101H109ZM168 102H169V100H168ZM210 102H211V99H210ZM222 102H223V100H222ZM263 102H264V101H263ZM30 103L28 102L29 107L32 106ZM32 103H33V102H32ZM103 103H105V102H103ZM103 103H100L101 108H102V105H101V104H103ZM122 103H123V102H122ZM169 103H170V102H169ZM172 103H173V102H172ZM219 103H220V102H219ZM225 103H226V102H225ZM229 103H230V102H229ZM7 104H9V103H7ZM46 104L48 105V103H46ZM58 104H59V101H58ZM66 104H67V103H66ZM113 104H114V102H112V105H113ZM118 104H119V106L121 107L120 103H118ZM123 104H124V103H123ZM187 104H188V103H187ZM206 104H207V103H206ZM233 104L236 105L235 102H234ZM35 105H36V104H35ZM49 105H50V104H49ZM98 105H99V104H98ZM105 105H106V107H108V106L111 105V104L107 105V104L105 103ZM226 105H227V104H226ZM14 106H15V105H14ZM58 106H59V105H57L56 107L58 108ZM119 106H118V105H117V106L115 105V107H117V108H119ZM169 106H170V104H169ZM175 106H176V105H175ZM175 106H174V107H175ZM192 106H194V105H192ZM205 106H206V105H205ZM224 106H225V104H224ZM237 106H238V105H237ZM1 107H2V106H1ZM12 107H13V105H12ZM15 107H16V106H15ZM15 107H14V108H15ZM49 107H50V106H49ZM49 107H48V108H49ZM112 107H113V106H112ZM170 107H171V106H170ZM177 107H178V105H177L175 108H177ZM208 107H209V106H208ZM9 108H10V107H9ZM21 108H24V107L22 106ZM63 108H64V106H63ZM2 109H3V108H2ZM2 109H0V110H2ZM17 109H18V108H17ZM17 109H16V110H17ZM31 109H32V107H31ZM66 109H67V108H66V106H65V114H66V111H68V109H67V110H66ZM121 109H123V108H120V110H121ZM177 109H179V108H177ZM229 109H230V108H229ZM26 110H27V109H26ZM26 110H25V111H26ZM59 110H61L60 107H59ZM104 110H105V109H104ZM106 110H107V109H106ZM106 110H105V111H106ZM108 110H109V109H108ZM108 110H107V111H108ZM123 110H124V109H123ZM172 110H175V109H172ZM217 110H218V109H217ZM8 111H10V109H9ZM33 111H35V109H34ZM52 111H53V110H52ZM100 111H101V113H102L103 110H100ZM107 111H106V112H107ZM109 111H110V110H109ZM124 111H125V110H124ZM177 111H178V110H177ZM218 111H219V110H218ZM224 111H225V110H224ZM232 111H233V110H232ZM44 112L47 113L46 111H44ZM106 112H105V113H106ZM170 112H171V110H170ZM178 112H179V111H178ZM180 112H181V111H180ZM186 112H187V111H186ZM212 112H213V111H212ZM212 112H211V114H212ZM219 112H220V111H219ZM227 112H228V111H227ZM249 112H250V111H249ZM254 112H255V110H254ZM15 113H16V111H15ZM25 113H26V112H25ZM25 113H24V114H25ZM45 113H44V115H47V117H48V114H45ZM108 113H109V112H108ZM125 113H126V112H125ZM125 113H124V114H125ZM182 113H183V112H182ZM198 113H200V112H198ZM203 113H204V112H203ZM214 113H215V112H214ZM230 113H232V112L230 111ZM233 113H235V112H233ZM239 113H240V111H239ZM239 113H236L237 116H238V117H242V116H239V115H238ZM0 114H1V113H0ZM4 114H5V113H4ZM11 114H12V113H11ZM32 114H33V113H32ZM67 114H68V113H67ZM110 114H112V113H110ZM173 114H174V113H173ZM220 114H221V112H220ZM1 115H2V114H1ZM1 115H0V116H1ZM54 115H55V114H54ZM108 115H109V114H108ZM108 115H107V116H108ZM176 115H177V114H176ZM186 115H187V114H186ZM240 115H242V114L240 113ZM250 115H251V113H250ZM258 115H259V114H258ZM3 116H4V115H3ZM22 116H23V115H22ZM28 116H30V114H29ZM50 116H51V114H50ZM50 116H49L48 118L45 116V117L48 119V122H49V123L51 122V121H49ZM67 116H68V115H67ZM67 116H66V118H67ZM120 116H121V115H120ZM184 116H185V114H184ZM212 116H213V115H211V118H214V117H212ZM19 117H20V116H19ZM31 117H32V116H30V118H31ZM55 117H56V116H55ZM112 117H113V116L110 115V118H112ZM116 117H117V116H116ZM122 117H123V115H122ZM166 117L168 118V117H169V114H168ZM186 117H187V116H186ZM195 117H196V116H195ZM263 117H264V116H262V118H263ZM0 118H1V117H0ZM2 118H3V120H4V117H2ZM5 118H6V116H5ZM8 118H9V117H8ZM14 118H16V117H14ZM22 118H23V117H22ZM25 118H26V117H25ZM27 118H28V117H27ZM118 118H119V117H117L116 119H118ZM120 118H121V117H120ZM120 118H119V119H120ZM123 118H125V117H123ZM169 118H170V117H169ZM178 118H179V117H178ZM182 118H183V117H182ZM208 118H209V117H208ZM208 118H207V119H208ZM215 118H216V116H215ZM226 118H227V117H226ZM242 118H243V117H242ZM242 118H241V119H242ZM11 119H13V118H11ZM17 119H19V118H17ZM20 119H21V118H20ZM31 119H32V118H31ZM51 119H54V118L51 117ZM51 119H50V120H51ZM112 119H113V118H112ZM165 119H166V118H165ZM216 119H217V118H216ZM227 119H228V118H227ZM257 119H259V118H257ZM7 120H8V119H7ZM13 120H14V119H13ZM21 120H22V119H21ZM27 120H28V119H27ZM32 120H33V119H32ZM35 120H36V118H35ZM38 120H41V119H38ZM54 120H56V119H54ZM128 120H131V119L128 118ZM166 120H167V119H166ZM189 120H190V119H189ZM243 120H244V119H243ZM261 120H262V119H261ZM46 121H47V120H46ZM66 121H67V120H66ZM77 121H79V120H77ZM125 121H126V120H125ZM168 121H169V120H168ZM196 121H197V120H196ZM211 121H213V120H211ZM211 121H210V122H211ZM2 122H3V121H2ZM4 122H6V120H5ZM25 122H26V121H25ZM41 122H42V121H41ZM52 122H53V121H52ZM52 122H51V124L54 125L56 121H55L54 123H52ZM60 122H61V121H60ZM207 122H208V121H207ZM218 122H219V121H218ZM218 122H217V123H218ZM220 122H221V121H220ZM220 122H219V123H220ZM30 123H31V122H30ZM30 123H29V124H30ZM44 123H45V125H46V122H44ZM49 123H47V124H49ZM61 123H62V122H61ZM132 123H134V122H132ZM166 123H168V122L166 121ZM166 123H165V124H166ZM201 123H203V122H201ZM217 123H215L216 126H217ZM219 123H218V124H219ZM246 123H247V122H246ZM27 124H28V123H27ZM34 124H35V123L33 122L32 125H34ZM67 124L69 125V121H68ZM67 124H65V126H66ZM93 124H94V123H93ZM118 124H119V123H118ZM169 124H170V123H169ZM228 124H229V123H228ZM6 125H7V123H6ZM53 125H52V126H53ZM103 125H105V124H103ZM108 125H111V124H108ZM115 125H116V124H115ZM115 125H114V126H115ZM122 125H125V124H122ZM170 125H171V124H170ZM170 125H169V126H170ZM202 125L204 126V124H202ZM213 125H214V124H213ZM213 125L210 124L211 127H212ZM262 125H263V124H262ZM2 126H3V125H2ZM30 126H31V125H30ZM34 126H35V125H34ZM43 126H44V125H43ZM120 126H121V125H120ZM141 126H142V125H141ZM169 126H166V127L168 128ZM203 126H202V127H203ZM230 126H231V125H230ZM3 127H4V126H3ZM5 127H6V126H5ZM27 127H29V125H28ZM38 127H39V126H38ZM54 127H55V125L53 126V129H54ZM66 127H67V126H66ZM118 127H119V126H118ZM118 127L116 126V128H114V129H118ZM127 127H129V126H127ZM181 127H182V126H181ZM213 127L215 128V126H213ZM40 128H41V127H40ZM40 128H39V129H40ZM121 128H122V130H123V127H121ZM125 128H126V126H124V130H125ZM169 128H170V127H169ZM178 128H179V127H178ZM189 128H190V127H189ZM250 128H251V129H254L253 127H250ZM46 129H47V128H46ZM67 129H68V128H67ZM108 129H109V128H108ZM112 129H113V128H112ZM112 129H111V130H112ZM119 129H120V128H119ZM128 129H129V128H128ZM238 129H239V128H238ZM37 130H38V129H37ZM55 130H56V129H55ZM69 130H71V132H72V129L69 128ZM106 130H107V129H106ZM120 130H121V129H120ZM124 130L122 131L123 133H124ZM199 130H200V129H199ZM44 131H45V129H44ZM67 131H68V130H67ZM109 131H110V130H109ZM114 131H115V130H114ZM114 131H112L113 135H118V133L115 131V132L117 133V134H116V133H114ZM127 131H128V130H127ZM129 131H130V129H129ZM132 131H134V130H132ZM190 131H192V130L190 129ZM221 131H222V133H223V130H221ZM34 132H36V131H34ZM55 132H56V131H55ZM55 132H54V133H55ZM62 132H64V131H63V128H62V130H61V134H62ZM69 132H70V131H69ZM187 132H188V131H187ZM196 132H197V131H196ZM41 133H42V132H41ZM51 133H52V132H51ZM54 133H53V134H54ZM81 133H82V132H81ZM104 133H105V132L102 131V134H104ZM128 133H130V132H126V130H125V133H124V134H126V136H127ZM189 133H190V132H189ZM210 133H213V132L211 131ZM49 134H50V133H49ZM63 134L65 135V133H63ZM66 134H67V133H66ZM72 134H73V133H72ZM119 134H120V133H119ZM185 134H186V133H185ZM185 134L182 135V137H183V136H186ZM223 134H224V133H223ZM254 134H256V133H254ZM50 135H52V134H50ZM70 135H71V134H70ZM75 135H76V133H75ZM121 135H122V134H121ZM190 135H191V134H190ZM203 135H204V134H202V136H203ZM214 135H215V134H214ZM55 136H56V134H55ZM104 136H106V134L103 135V137H104ZM107 136H108V135H107ZM107 136H106V137H107ZM259 136H261V135H259ZM39 137H40V136H39ZM45 137H46V136H45ZM50 137H51V136H50ZM103 137H102V138H103ZM113 137H114V136H113ZM124 137H125V136H124ZM128 137H129V136H128ZM131 137H133L132 134H131V136H130L129 139H131ZM188 137H189V136H188ZM188 137H187V138H188ZM43 138H44V136H43ZM69 138L71 139V137H69ZM109 138H111V137H109ZM134 138H136V137H134ZM212 138H213V137H212ZM61 139H62V138H61ZM63 139H64V141H66V140H65V137H64ZM67 139H68V138H67ZM72 139H73V136H72ZM99 139H100V138H99ZM104 139H105V137H104ZM118 139H119V138H118ZM124 139H125V138H124ZM132 139H133V138H132ZM181 139H182V138H181ZM213 139H214V138H213ZM216 139H217V138H216ZM220 139H221V138H220ZM246 139H247V137H246ZM49 140H51V138H49ZM111 140H112V139H111ZM136 140H137V138H136ZM185 140H186V139H185ZM190 140H191V138H190ZM58 141H59V139H58ZM74 141H75V140H74ZM76 141H78L77 138H76ZM76 141H75V144H77ZM100 141H101V139H100ZM100 141H99V142H100ZM131 141H132V140H131ZM134 141H135V140H134ZM207 141H208V140H207ZM221 141H222V140H221ZM246 141H247V140H246ZM248 141H249V140H248ZM263 141H264V137H263ZM263 141H262V143H264ZM103 142H105V141H103ZM112 142H113V140H112ZM114 142H115V141H114ZM118 142H119V141H118ZM118 142H117V144H118ZM177 142H178V141H177ZM186 142H187V141H186ZM189 142H190V141H189ZM191 142H192V141H191ZM223 142H224V141H223ZM36 143H37V142H36ZM38 143H40V142H38ZM45 143H46V142H45ZM49 143H50V142H48V144H49ZM78 143H79V141H78ZM106 143H108V142H106ZM120 143H121V142H120ZM132 143H133V142H131V144H132ZM179 143H180V142H179ZM201 143H202V142H201ZM219 143H220V142H219ZM246 143H248V145H249V142H246ZM246 143H245V144H246ZM41 144H42V143H40V145H41ZM59 144H61V143H59ZM67 144H68V147H67V148H65V147H66V144L64 145V146H65V147H64V150L66 149L65 152L73 153V155L75 156V159H76L77 161H79V160L82 158L83 154H79V155H82V156H81V158L78 160V158H79V157H78V154H77V152H78L77 150H78V149H76V146H75L73 140H71V142H70V140H69V141L67 142ZM99 144H100V143H99ZM101 144H102V143H101ZM101 144H100L99 148L101 147ZM111 144H112V143H111ZM115 144H116V142L114 143V147H116ZM191 144H192V143H191ZM216 144H217V143H216ZM251 144H252V143H251ZM38 145H39V144H38ZM49 145H50V144H49ZM104 145H105V143H104ZM181 145H183V144H181ZM188 145H189V144H188ZM246 145H247V144H246ZM246 145H245V146H246ZM253 145H254V143H253ZM45 146H46V145H45ZM50 146H51V145H50ZM60 146H61V145H60ZM105 146H106V145H105ZM120 146H121V145H120ZM126 146H127V145H126ZM183 146H184V145H183ZM186 146H187V144H186ZM195 146H196V145H195ZM54 147H55V146H54ZM54 147H53V148H54ZM103 147H104V146H103ZM107 147H108V146H106V149H107ZM127 147H128V146H127ZM127 147H126V148H127ZM129 147H130V146H129ZM204 147H205V146H204ZM204 147H202V149H203ZM55 148H56V147H55ZM61 148H63V146H61ZM61 148H60V149L57 148V149H59V150L61 151V150H62ZM79 148H81V146H80ZM99 148H98V149H99ZM108 148H109V147H108ZM126 148H124V147L122 148V146H121V149H120V150H123V149L126 150ZM187 148H188V146H187ZM250 148H251V147H250ZM8 149H9V148H8ZM46 149H47V147H46ZM68 149H69V150H68ZM100 149H101V148H100ZM106 149H105V150H106ZM129 149H130V148H129ZM132 149H133V148H132ZM135 149H136V148H135ZM204 149H205V148H204ZM246 149H247V148H246ZM64 150H63V153H64ZM116 150H117V149H116ZM54 151H56V149H55ZM108 151H109V150H108ZM108 151H107V152H108ZM113 151L116 152L115 150H113ZM206 151H207V150H206ZM249 151H251V150H249ZM58 152H59V151H58ZM58 152H56L57 155H58ZM79 152H81L80 149H79ZM99 152H101V151H99ZM252 152H253V151H252ZM10 153H12V151H11ZM68 153H66V154H68ZM111 153H112V152H111ZM123 153H124V152H123ZM130 153H132V152H130ZM243 153H244V152H243ZM247 153H248V152H247ZM1 154H2V153H1ZM64 154H65V153H64ZM66 154L64 155L65 157H67ZM104 154H105V153H104ZM136 154H137V153H136ZM249 154H251V152H250ZM252 154H254V153H252ZM59 155H60V153H59ZM59 155H58V156H59ZM99 155H100V153H99ZM99 155H98V157H99ZM108 155H109V153H108ZM111 155H112V154H111ZM111 155H110V156H111ZM117 155H118V154H117ZM129 155H130V154H129ZM134 155H135V154H134ZM134 155H133V157H135V159L138 158V157H136V155H135V156H134ZM245 155H247V154H244V156H245ZM1 156L4 158L3 155H1ZM10 156H11V155H10ZM64 156H63V157L61 156V157L64 158ZM102 156H103V155H102ZM115 156H116V155H115ZM127 156H128V155H127ZM254 156H255V155H254ZM13 157H14V156H13ZM56 157H57V156H55V158H56ZM61 157H59V158L61 159ZM68 157H71V156H68ZM112 157H114V156H112ZM118 157H119V156H118ZM139 157H140V156H139ZM59 158H58V159H59ZM83 158H84V157H83ZM83 158H82V159H83ZM110 158H111V157H110ZM115 158H116V157H115ZM130 158H131V157H130ZM243 158H244V157H243ZM248 158H249V157H248ZM6 159L8 160V158H6ZM58 159H57V160H58ZM60 159H59V160H60ZM67 159H68V158H67ZM133 159H134V158H133ZM133 159H132V160H133ZM238 159H240V157H239ZM59 160H58V161H59ZM61 160H62V159H61ZM70 160H72V159H70ZM100 160H101V159H100ZM115 160H116V159H115ZM117 160H118V159H117ZM119 160H120V159H119ZM137 160H139V159H136V161H137ZM140 160L142 161L141 158H140ZM74 161H75V160H74ZM82 161H83V160H82ZM101 161H102V160H101ZM112 161H113V160H112ZM61 162H64V161L62 160ZM71 162H72V161H71ZM71 162H70V163H71ZM83 162H84V161H83ZM83 162H82V164H83ZM119 162H120V161H119ZM142 162H143V161H142ZM142 162L139 161V162H137V163L139 164V163H142ZM150 162H151V161H150ZM196 162H197V161H196ZM198 162H199V161H198ZM213 162H214V161H213ZM213 162H212V163H213ZM215 162H216V161H215ZM239 162H240V161H239ZM6 163H7V162H6ZM66 163L70 165V163H68V161H67ZM72 163H73V162H72ZM102 163H103V162H102ZM104 163H106V161H104ZM133 163H136V162L134 161ZM137 163H136V164H137ZM241 163H242V162H241ZM246 163H247V164H245V166L248 165V161H247ZM7 164H8V163H7ZM59 164H60V163H59ZM64 164H65V163H64ZM74 164H76V163H74ZM84 164H85V163H84ZM196 164H197V163H196ZM209 164H210V163H209ZM213 164H214V163H213ZM215 164H217V163H215ZM13 165H14V164H13ZM56 165H57V164H56ZM60 165H61V164H60ZM60 165H59V166H60ZM152 165H153V164H152ZM0 166L2 167V164H0ZM9 166H10V165H8V167H9ZM70 166L73 167L72 165H70ZM75 166H76V165H74L73 168H76ZM196 166H197V165H196ZM207 166H208V165H207ZM212 166H213V165H212ZM226 166H227V167H226ZM226 166H225V168L229 170V166H228L227 164H226ZM4 167H5V166H4ZM63 167L66 168L67 166L65 167V166L63 165ZM84 167H85V166H84ZM84 167H83V165H81V163H80V164L77 165V169H74L75 171H77V174H79L80 177L83 176ZM198 167H199V166H198ZM218 167H219V166H218ZM248 167H249V166H248ZM59 168H60V167H59ZM125 168H126V167H125ZM195 168L197 169V167H195ZM209 168H210V167H209ZM219 168H220V167H219ZM245 168H246V167H245ZM3 169H6V170H7V168H3ZM9 169H10V168H9ZM61 169H62V168H61ZM61 169H60V171H61ZM68 169H69V168H68ZM221 169H223L222 166H221ZM226 169H225V170H226ZM6 170H5V171H6ZM71 170L73 171L72 168H71ZM103 170H104V169H103ZM122 170H123V169H122ZM243 170H244V169H243ZM248 170H249V169H248ZM5 171H4V172H5ZM66 171H67L66 174L68 175V174H69V173H68V170L66 169ZM10 172H12V171L10 170ZM103 172H104V171H103ZM246 172H247V171L245 170V173H246ZM263 172H264V171H263ZM263 172H262V173H263ZM71 173H72V172H71ZM105 173H106V172H105ZM242 173H243L244 175H247V174H248V172H247L246 174H245L244 172H242ZM259 173H260V172H259ZM6 174H7V173H5V175H6ZM66 174H65V175L62 174V175L66 176ZM106 174H107V173H106ZM126 174H127V173H126ZM230 174H231V172H230ZM230 174H227V175L231 176ZM0 175H1V174H0ZM73 175H74V173H73ZM118 175H119V174H118ZM138 175H139V174H138ZM227 175H225V176H227ZM7 176H8V175H7ZM74 176H75V175H74ZM79 176H78V178L80 179ZM89 176H90V175H89ZM92 176H94V175H92ZM235 176H236V174H235L233 177H235ZM69 177H71V175H70ZM199 177H200V176H199ZM259 177H260V176H259ZM263 177H264V176H263ZM0 178H2V177H0ZM5 178H6V176H5ZM64 178H65V177H64ZM66 178H67V176H66ZM66 178H65V179H66ZM83 178H84V177H83ZM83 178H81V180H82ZM90 178H91V176H90ZM103 178H106V175H105V174L103 175ZM115 178H116V176H115ZM188 178H189V177H188ZM238 178H239V177H238ZM240 178H241V177H240ZM131 179H132V178H131ZM202 179H203V178H202ZM236 179H237V176H236L235 180H236ZM241 179H242V178H241ZM241 179H238V180L241 181ZM75 180H76V179H75ZM111 180H112V179H111ZM65 181H66V180H65ZM68 181H71V180L68 179ZM204 181H205V179H204ZM75 182H77V181H75ZM107 182H108V181H107ZM185 182H186V180H185ZM187 182H189V181H187ZM62 183H63V182H62ZM77 183H78V182H77ZM190 183H191V182H190ZM240 183H242V181H241ZM245 183H246V182H245ZM182 184H183V183H182ZM77 185H78V184H77ZM168 185H169V184H168ZM186 185H187V184H186ZM186 185H184L185 188H186ZM74 186H75V185H74ZM169 186H170V185H169ZM171 186H172V185H171ZM70 187H72V186L70 185ZM75 187H77V186H75ZM75 187H74V188H75ZM74 188H72V189L74 190ZM167 188H169V187H167ZM70 189H71V188H70ZM186 189H187V188H186ZM192 189H194V188H192ZM105 190H106V189H105ZM129 190H130V189H129ZM165 190H169V189H165ZM170 190H171V189H170ZM74 191H76V189H75ZM74 191H73V192H74ZM133 191H134V190H133ZM171 191H172V190H171ZM188 191H190V189H189ZM191 191H192V190H191ZM71 192H72V191H71ZM71 192H70V194H71ZM73 192H72V194H73ZM168 192H169V191H168ZM206 192H207V191H206ZM216 192H217V190H216ZM104 193H105V192H104ZM106 193H110V191H109V192L106 191ZM113 193H114V191H113ZM115 193H116V191H115ZM131 193H132V192H131ZM136 193H137V192H136ZM136 193H135V194H136ZM169 193H170V192H169ZM188 193L190 194L191 192H188ZM72 194H71V195H72ZM116 194H117V193H116ZM133 194H134V193H133ZM137 194H138V193H137ZM129 195H131V194H129ZM129 195H128V196H129ZM169 195H171V193H170ZM112 196H113V195H112ZM112 196H111V197H112ZM119 196H120V195H119ZM128 196H127V197H128ZM131 196H132V195H131ZM136 196H138V195H135V198H136ZM248 196H249V193H248ZM107 197H108V196H107ZM107 197H106V198H107ZM120 197H121V196H120ZM125 197H126V196H125ZM221 197H222V196H221ZM106 198H105V199H106ZM128 198L131 199V198H133V197H131V198L128 197ZM171 198H172V197H171ZM249 198H250V197H249ZM111 199H112V198H111ZM133 199H134V198H133ZM133 199H131V201H133ZM172 199H173V198H172ZM93 200H94V199H93ZM127 200H128V199H127ZM137 200H138V199H137ZM73 201H74V200H73ZM77 201H78V200H77ZM106 201L109 202V201H111V200L109 199V201H108V200H106ZM113 201H114V202H119L120 199H118V198H113ZM122 201H123V199H122ZM125 201H126V200H125ZM175 201H176V200H175ZM78 202H79V201H78ZM78 202H76V203H78ZM45 203H46V202H44V204H45ZM70 203H71V202H70ZM74 203H75V202H74ZM74 203H72V204L74 205ZM76 203H75V204H76ZM110 203H111V202H110ZM110 203H109L108 205H110ZM120 203H121V202H120ZM132 203L134 204V201H133ZM68 204H69V203H68ZM68 204H66L67 207H68ZM72 204H71V205H72ZM129 204H130V202H129ZM46 205H47V203H46ZM50 205H51V204H50ZM131 205H132V204H131ZM124 206H125V204H124ZM134 206H135V204H134ZM136 206H137V205H136ZM45 207H47V206H45ZM69 207H70V205H69ZM93 207H94V205H93ZM109 207H110V206H109ZM127 207H128V204H127ZM246 207H247V206H246ZM65 208H66V207H65ZM70 208H71V207H70ZM111 208H112V207H111ZM134 208H136V207H134ZM247 208H248V207H247ZM74 209H75V208H74ZM77 209H79V207H77ZM115 209H116V208H115ZM128 209H130V208H128ZM229 209H230V208H228V210H229ZM47 210H48V209H47ZM99 210H100V209H99ZM109 210H111V209H109ZM125 210H126V209H125ZM200 210H201V209H200ZM232 210H233V209H232ZM56 211H57V210H56ZM130 211H131V210H129V212H130ZM54 212H55V211H54ZM54 212H52V213H54ZM64 212H65V211H64ZM64 212H62V213L64 214ZM79 212H80V211H79ZM120 212H121V211H120ZM233 212L235 213V210H233ZM233 212H232V213H233ZM46 213H47V212H46ZM52 213H51V214H52ZM94 213H95V212H94ZM59 214H60V213H59ZM63 214H62V215H63ZM65 214H66V213H65ZM68 214H70V213H68ZM75 214H77V213H75ZM127 214H128V213H127ZM130 214H132V213H130ZM135 214H136V213H135ZM199 214H200V213H199ZM48 215H50V213H49ZM56 215H57V214H56ZM133 215H134V214H133ZM64 216L66 217V215H64ZM81 216H82V215L79 214L78 218H80ZM138 216H139V215H138ZM140 216H141V215H140ZM140 216H139V217H140ZM65 217H64V218H65ZM127 217H129V216H127ZM58 218H60V217H58ZM68 218H69V217H68ZM75 218H76V217H75ZM94 218H95V217H94ZM99 218H100V217H99ZM133 218H134V217H133ZM142 218H143V217H141L140 220H142ZM144 218H145V216H144ZM144 218H143V219H144ZM66 219H67V218H66ZM69 219H70V218H69ZM134 219H135V218H134ZM137 219H139V218H137ZM145 219H146V218H145ZM60 220H61V219H60ZM67 220H68V219H67ZM70 220H71V219H70ZM94 220H95V219H94ZM154 220H155V219H154ZM63 221H64V220H63ZM99 221H100V219H99ZM148 221L151 222L152 220L148 219ZM71 222H72V220H71ZM71 222H69V223H71ZM100 222H101V221H100ZM152 222H153V221H152ZM156 223H157V222H156ZM156 223H155V224H156ZM92 224H93V223H92ZM100 224H101V223H100ZM159 224H160V223H159ZM159 224H157V225H159ZM70 225H71V224H70ZM73 225H74V224H73ZM206 225H209V224H206ZM206 225H205V226H206ZM77 226H79V225H77ZM77 226H76V227H77ZM80 226H81V224H80ZM92 226H93V225H92ZM210 226H211V225H210ZM66 227H67V226H66ZM73 227L76 228L75 226H73ZM73 227H72V230H75V229H73ZM100 227H101V225H100ZM201 227H202V226H201ZM206 227H208V226H206ZM78 228H79V227H77L76 230H77ZM147 228H148V227H147ZM204 228H205V227H204ZM79 229H82V227H80ZM145 229H146V228H145ZM205 229H206V228H205ZM211 229L213 230V228H211ZM101 230H102V234H101V235H103V237L106 238L107 230H106V227H105V225H104L103 223H102V229H101ZM200 230H201V229H200ZM208 230H209V228H208ZM78 231H79V230H78ZM165 231H166V230H165ZM201 231H203V230H201ZM213 231H215V230H213ZM213 231H212V232H213ZM97 232H98V231H97ZM207 232H209V231H207ZM212 232L210 231V233H212ZM45 233H46V232H45ZM100 233H101V232H100ZM181 233H183V232H181ZM181 233H180V234H181ZM201 233H202V232H201ZM215 233H216V231H215ZM42 234H43V233H42ZM46 234H47V233H46ZM75 234H76V235H74V236H75L74 239H75L76 237H78V236H77V233H75ZM82 234H83V233H82ZM216 234H218V233H216ZM238 234H240V232H239ZM44 235H45V234H44ZM79 235H80V236H79L80 238L78 237L79 239H81V240L84 239V238H81V236H83V235H81V233H79ZM192 235H193V234H192ZM192 235H190V236H192ZM199 235H200V233H199ZM220 235H221V234H220ZM232 235H235V234L232 233ZM250 235H251V233H250ZM255 235H256V233H255ZM239 236H240V235H239ZM45 237H46V236H45ZM45 237H44V238H45ZM95 237H96V236H95ZM196 237H197V236H196ZM236 237H238V236H236ZM242 237H243V236H242ZM248 237H251V236H248V235H247V238H248ZM42 238H43V237H42ZM245 238H246V236H245ZM74 239H73V241H75ZM79 239H78V241H79ZM250 239H252V238H250ZM261 239H262V238H261ZM81 240H80V241H81ZM46 241H47V240H46ZM46 241H45V242H46ZM51 241H52V239H51ZM71 241H72V240H71ZM71 241H69V242L71 243ZM73 241H72V243H73ZM80 241H79V242H80ZM82 242H85V241H82ZM111 242L114 243L113 241H111ZM115 242H116V240H115ZM132 242H133V241H132ZM134 242H135V241H134ZM254 242H256V241H254ZM263 242H264V241H262V243H263ZM117 243H118V241H117L116 243H114V244L116 245ZM152 243H153V242H152ZM52 244H53V243H52ZM85 244H86V243H85ZM138 244H139V243H138ZM154 244H155V243H153V245H154ZM171 244H172V243H171ZM206 244H207V243H206ZM73 245H74V244H73ZM81 245H82V243H81ZM83 245H84V243H83ZM115 245H114V246H115ZM149 245H151V244H149ZM149 245L147 244V246H149ZM159 245H160V244H159ZM164 245H165V244H164ZM166 245H167V244H166ZM166 245H165V247H166ZM172 245H173V244H172ZM185 245H186V244H185ZM201 245H202V244H201ZM201 245H200V246H201ZM224 245H225V244H224ZM263 245H264V243H263ZM48 246H50V245H48ZM71 246H72V245H71ZM117 246H118V245H117ZM117 246H115L114 248H116ZM161 246H162V245H161ZM167 246L169 247L170 245L168 244ZM192 246H193V245H190L189 247L192 248ZM212 246H213V245H212ZM212 246H210V248H212ZM226 246H227V245H226ZM86 247H87V246H86ZM86 247H84V248H86ZM111 247H112V246L110 245V248H111ZM157 247H158V245L155 246L154 248H157ZM174 247H175V246H174ZM187 247H188V246H187ZM187 247L184 246V248H187ZM193 247H194V246H193ZM227 247H228V246H227ZM81 248H83V247H81ZM110 248H109V249H110ZM119 248H121V246L118 247V249H119ZM151 248H152V247H151ZM158 248H159V247H158ZM161 248H162V247H161ZM166 248H167V247H166ZM169 248H171V247H169ZM172 248H173V247H172ZM194 248H195V247H194ZM194 248H193V249H194ZM207 248H208V247H207ZM210 248H209V249H210ZM52 249L54 250V248H51V251H53ZM86 249H87V251H89L88 248H86ZM86 249H85V250H86ZM116 249H117V248H116ZM116 249H115V251H116ZM148 249H149V248H148ZM163 249H164V251L170 252V250H165L164 247H163ZM188 249H189V248H188ZM196 249H197V248H196ZM222 249H223V248H222ZM225 249H226V247H225ZM46 250H47V249H46ZM46 250H45V253H47ZM101 250H102V249H101ZM103 250H104V249H103ZM159 250H160V248H159ZM159 250H158V251H159ZM171 250L173 251V249H171ZM175 250H176V248H175ZM201 250H202V247H201ZM210 250H211V249H210ZM226 250H230V249H226ZM110 251H111V249H110ZM112 251H114V250H112ZM115 251H114V254H115ZM211 251H213V250H211ZM224 251H225V250H224ZM232 251H233V250H232ZM53 252H55V250H54ZM89 252H90V251H89ZM118 252H119V250H118ZM195 252H198V251H195ZM235 252H236V251H235ZM82 253H83V251H82ZM84 253H85V251H84ZM110 253H111V252H109V254H110ZM190 253H191V252H190ZM205 253H206V252H205ZM205 253H204V254H205ZM233 253H234V252H233ZM236 253H237V252H236ZM238 253H239V252H238ZM114 254H113V256H112V254H111V256L114 257V256H115ZM117 254H118V253H117ZM181 254H182V253H181ZM183 254L185 255V252H184ZM188 254H189V253H188ZM200 254H201V253H200ZM215 254H216V252H215ZM226 254H227V253H226ZM231 254H232V252H231ZM243 254L245 255V253H243ZM184 255H183V256H184ZM190 255H191V254H190ZM205 255H206V254H205ZM207 255H208V253H207ZM207 255H206V256H207ZM234 255H235V254H233V256H234ZM111 256H109V257H111ZM116 256H117V255H116ZM116 256H115V257H116ZM191 256H193V254H192ZM228 256H229V255H228ZM233 256H232V257H233ZM235 256H236V255H235ZM238 256H239V255H238ZM242 256H243V255H242ZM242 256H241V257H242ZM246 256H248L247 253H246ZM246 256H244V257H246ZM115 257H114V258H115ZM119 257H120V256H119ZM193 257H194V256H193ZM202 257H203V256H202ZM207 257H208V256H207ZM249 257H250V255H249ZM226 258H227V257H226ZM229 258H230V257H229ZM255 258H259V257H256V256H255ZM243 259H244V258H243ZM250 259H251V258H250ZM260 259H261V258H260ZM89 260H90V258H89ZM111 260H112V258H110V261H111ZM218 260H219V259H218ZM231 260H232V259H231ZM237 260H238V258H237ZM253 260H255V259H253ZM110 261H109V262H110ZM113 261H114V260H113ZM117 261H118V260H117ZM216 261H217V260H216ZM209 262H210V260H209ZM218 262H219V261H218ZM227 262H228V261L226 260V263H227ZM254 262H255V261H254ZM257 262H258V261H257ZM257 262H256V263H257ZM88 263H89V262H88ZM256 263H255V264H256ZM89 264H90V263H89ZM110 264H112V261L110 262ZM117 264H118V263H117ZM227 264H229V263H227ZM230 264H231V262H230ZM232 264H233V263H232ZM248 264H249V263H248Z\"/></svg>",
    "mask_w": 264,
    "mask_h": 264
}]
</instances>
